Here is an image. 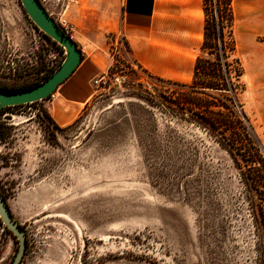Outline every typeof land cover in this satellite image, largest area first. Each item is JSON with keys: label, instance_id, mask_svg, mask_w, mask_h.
I'll return each mask as SVG.
<instances>
[{"label": "rangeland", "instance_id": "374dc122", "mask_svg": "<svg viewBox=\"0 0 264 264\" xmlns=\"http://www.w3.org/2000/svg\"><path fill=\"white\" fill-rule=\"evenodd\" d=\"M41 1L70 37L78 19L82 31L95 27L94 10L81 6L89 0ZM101 39L102 49L86 53L100 51L111 65L70 125H58L49 99L0 112V192L27 235L21 264H264V238L231 157L185 128L179 154H187H171L175 125L158 109L167 86L135 61L121 34ZM235 40L242 101L264 143L263 88L250 43L238 33ZM65 58L21 0H0L1 87L38 85ZM18 247L0 218V264H11Z\"/></svg>", "mask_w": 264, "mask_h": 264}, {"label": "crops", "instance_id": "0c3cea01", "mask_svg": "<svg viewBox=\"0 0 264 264\" xmlns=\"http://www.w3.org/2000/svg\"><path fill=\"white\" fill-rule=\"evenodd\" d=\"M84 5L94 10L95 27L82 31L81 19L76 20L71 38L83 61L48 101L58 125L68 126L78 118L96 94L94 81H100L111 65L100 51L86 53L90 46L103 48V32L121 34L135 61L152 75L182 83L192 80L196 52L204 41V0H89ZM233 11L234 35L250 43L251 68L264 98V42L254 41L264 37V0H233Z\"/></svg>", "mask_w": 264, "mask_h": 264}, {"label": "trees", "instance_id": "16d2710c", "mask_svg": "<svg viewBox=\"0 0 264 264\" xmlns=\"http://www.w3.org/2000/svg\"><path fill=\"white\" fill-rule=\"evenodd\" d=\"M204 14L202 55L196 59L192 80L175 82L146 72L168 89L159 94L158 109L175 125L169 131L173 142L170 153L187 154H179L185 142L183 133L178 131L181 128L200 132L226 152L239 171L244 198L264 238V143L242 101L244 68L237 56L233 0H204ZM191 152L188 150V155ZM260 252L264 255L263 246Z\"/></svg>", "mask_w": 264, "mask_h": 264}, {"label": "water", "instance_id": "95a60500", "mask_svg": "<svg viewBox=\"0 0 264 264\" xmlns=\"http://www.w3.org/2000/svg\"><path fill=\"white\" fill-rule=\"evenodd\" d=\"M21 3L37 28L65 50L66 58L53 75L36 86L19 91H8L0 88V112L6 108L50 99L59 87L75 73L83 61L82 51L77 43L58 26L41 0H21ZM0 218L5 227L19 242L17 254L11 264H21L28 246L27 235L22 225L14 217L7 200L1 192Z\"/></svg>", "mask_w": 264, "mask_h": 264}, {"label": "built area", "instance_id": "2783aa9c", "mask_svg": "<svg viewBox=\"0 0 264 264\" xmlns=\"http://www.w3.org/2000/svg\"><path fill=\"white\" fill-rule=\"evenodd\" d=\"M65 30H67V28H65ZM99 83H100L99 80H95V81H94V86H95V85H96V86L99 85Z\"/></svg>", "mask_w": 264, "mask_h": 264}]
</instances>
